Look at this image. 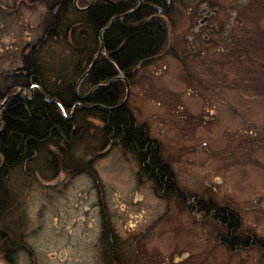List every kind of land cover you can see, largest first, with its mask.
<instances>
[{
    "label": "rangeland",
    "instance_id": "rangeland-1",
    "mask_svg": "<svg viewBox=\"0 0 264 264\" xmlns=\"http://www.w3.org/2000/svg\"><path fill=\"white\" fill-rule=\"evenodd\" d=\"M172 2L166 45L136 69L125 103L134 121L145 123L159 143L160 160L169 166L175 191L160 196L150 179L138 181L133 160L112 148L93 163L109 214L98 203L89 176H78L75 189L58 202L59 245L65 247L66 241L72 248L56 264L101 263L109 240L104 234L102 244L92 250L102 228L98 221L104 216L119 223L132 215L137 225L141 220V225L153 226L150 236L141 237L142 262L264 264V0ZM203 7L215 15L199 24ZM230 22L232 33L223 37L218 50V27ZM89 126L92 135L84 133L72 146L83 165L88 150L100 149L101 143L97 122ZM120 204L125 213L118 216ZM72 209L73 214L68 212ZM221 209L237 214L241 239L248 236L259 244L233 253L218 245L222 227L207 216ZM110 225L117 236L119 226ZM68 227L74 228L71 238L64 235Z\"/></svg>",
    "mask_w": 264,
    "mask_h": 264
},
{
    "label": "flooded vegetation",
    "instance_id": "flooded-vegetation-1",
    "mask_svg": "<svg viewBox=\"0 0 264 264\" xmlns=\"http://www.w3.org/2000/svg\"><path fill=\"white\" fill-rule=\"evenodd\" d=\"M172 8V0H0V264H56L69 257L70 243L65 241L63 247L58 241L62 232L58 202L75 189L78 176L88 175L98 203L109 214L93 163L106 158L114 147L121 149L123 158L133 160L138 181L150 179L160 196L172 188L174 178L168 164L160 160L159 143L150 137L145 123L134 121L126 101L121 104L136 69L159 54L139 61L128 72L115 67L109 78L105 68L98 67L112 63L122 48L111 45L106 35L113 25L128 28V21L142 11L172 21ZM93 9L107 14L98 32ZM199 15L198 23L203 24L215 13L203 7ZM231 33V22L218 27V50L223 37ZM100 44L98 58L89 69ZM171 46L168 43L170 51ZM96 67L99 76L92 74ZM119 83L121 99L117 94L112 105H107L108 90H118ZM124 113L130 118L128 126L116 129V118ZM90 121L97 122L101 143L100 149L88 150L83 165L72 146L84 133L86 138L92 135ZM124 207L120 204L115 213H125ZM227 211L234 212L221 209L207 216L222 227L216 243L229 253L259 244L248 236L239 237L241 224L238 228L229 225ZM104 218L98 221L102 228L92 250L102 244L106 233L109 242L104 245L103 261L97 264H153L140 260L141 245L145 247L141 237L152 234V223L141 225L140 220L137 225L133 215L119 223ZM110 223L119 226L117 236ZM73 234L70 227L64 233L65 238ZM72 256L76 260L75 251Z\"/></svg>",
    "mask_w": 264,
    "mask_h": 264
},
{
    "label": "trees",
    "instance_id": "trees-1",
    "mask_svg": "<svg viewBox=\"0 0 264 264\" xmlns=\"http://www.w3.org/2000/svg\"><path fill=\"white\" fill-rule=\"evenodd\" d=\"M140 15V16H139ZM147 12H141L136 17L137 19L128 21L127 23L128 28L117 26L116 24L113 25V27L108 31L106 34L108 36V40L111 43V45L119 46L122 45V48L116 58H114V61L107 65V63H101L98 67L99 69L101 67L102 70L105 68V74L108 76V78L111 76L113 70L115 67H118L119 70H122L123 72L130 71L136 64H138L139 61L154 56L155 54H158L167 42V30L168 25L171 24L169 21H167L165 18H162L158 15H150ZM92 20H93V26H95V32H98V29L100 26L103 25V22L107 16V14L103 15L100 13L99 9H93L91 12ZM133 18V17H132ZM131 18V19H132ZM136 23V26L131 27L132 24ZM140 23V24H137ZM99 26V27H98ZM95 34V37H97V34ZM107 40V41H108ZM96 67L92 70L93 75H100V71ZM96 70V71H95ZM98 71V73H96ZM94 72V73H93ZM122 84L119 83V89H109L108 98L107 99V105H112V101L116 99L117 94L121 95L119 99L122 97ZM24 116H20V118H23ZM123 118V120L119 121L118 119ZM116 122V129L120 127L121 125L124 126V129L128 126L127 123L130 121L129 116L127 114H120L118 116ZM20 126V125H19ZM24 127L25 125H21L20 127ZM17 134H21V131L17 132ZM21 142V141H19ZM175 191V187L172 184V188H167V192ZM217 211L216 213H218ZM228 212V211H227ZM224 214V211L222 212ZM228 221L229 225H232L233 227L238 228L240 220L236 213L234 212H228Z\"/></svg>",
    "mask_w": 264,
    "mask_h": 264
},
{
    "label": "water",
    "instance_id": "water-1",
    "mask_svg": "<svg viewBox=\"0 0 264 264\" xmlns=\"http://www.w3.org/2000/svg\"><path fill=\"white\" fill-rule=\"evenodd\" d=\"M203 12V11H202ZM101 47H102V45L100 44V47H99V49H98V51H97V56L99 55V53H100V51H101ZM97 56L93 59V61L91 62V64H90V66H89V69L91 68V66L93 65V63L95 62V60H96V58H97ZM88 69V70H89ZM87 72V71H86ZM128 91H129V89H128V84H126V95H125V98L123 99V101H122V103L121 104H123L125 101H126V99H127V95H128Z\"/></svg>",
    "mask_w": 264,
    "mask_h": 264
}]
</instances>
